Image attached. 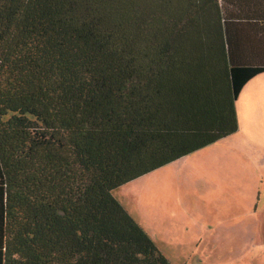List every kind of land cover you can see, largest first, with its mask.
Returning <instances> with one entry per match:
<instances>
[{"label":"trees","instance_id":"1","mask_svg":"<svg viewBox=\"0 0 264 264\" xmlns=\"http://www.w3.org/2000/svg\"><path fill=\"white\" fill-rule=\"evenodd\" d=\"M261 73L264 0H0V264H173L115 192Z\"/></svg>","mask_w":264,"mask_h":264},{"label":"rangeland","instance_id":"2","mask_svg":"<svg viewBox=\"0 0 264 264\" xmlns=\"http://www.w3.org/2000/svg\"><path fill=\"white\" fill-rule=\"evenodd\" d=\"M236 111L235 134L115 192L173 264H264V73L244 85ZM225 209L242 211L245 231L221 229Z\"/></svg>","mask_w":264,"mask_h":264},{"label":"crops","instance_id":"3","mask_svg":"<svg viewBox=\"0 0 264 264\" xmlns=\"http://www.w3.org/2000/svg\"><path fill=\"white\" fill-rule=\"evenodd\" d=\"M262 74V73H261ZM258 76V75H257ZM235 134V133H234ZM233 135V134H232ZM231 136V135H230ZM226 138V137H225ZM223 139V138H222ZM221 140V139H220ZM204 149V148H202ZM201 150V149H200ZM199 151V150H198ZM197 152V151H196ZM195 153V152H193ZM191 153V154H193ZM190 155V154H189ZM188 156V155H186ZM179 160V159H178ZM177 161V160H176ZM175 162V161H174ZM173 163V162H172ZM171 164V163H170ZM217 202L220 204L221 207H224L226 204H227V198L224 200L223 198L217 200ZM220 210V209H219ZM230 210H221V214L218 216V217H223V224H222V227L221 229L223 231L226 230V227H232V226H239L243 231L246 230V227H247V220L246 218L243 216V213L242 211H238L237 212H234L233 211H230ZM226 217L228 219V222L227 224H225L226 222ZM213 224H211L212 226H214V221H211ZM225 222V223H224ZM208 227L210 228V224L208 223ZM241 230V231H242ZM211 231V230H210Z\"/></svg>","mask_w":264,"mask_h":264}]
</instances>
